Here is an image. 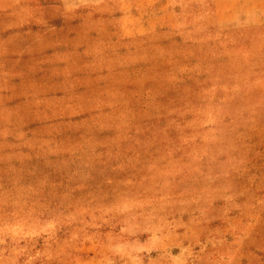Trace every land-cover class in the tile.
<instances>
[{
	"label": "rangeland",
	"instance_id": "1",
	"mask_svg": "<svg viewBox=\"0 0 264 264\" xmlns=\"http://www.w3.org/2000/svg\"><path fill=\"white\" fill-rule=\"evenodd\" d=\"M227 1L0 0V264H264V26Z\"/></svg>",
	"mask_w": 264,
	"mask_h": 264
},
{
	"label": "crops",
	"instance_id": "2",
	"mask_svg": "<svg viewBox=\"0 0 264 264\" xmlns=\"http://www.w3.org/2000/svg\"><path fill=\"white\" fill-rule=\"evenodd\" d=\"M213 2L217 7L216 0ZM227 2L229 5L226 22H229V25H232L233 21H239L238 23L243 26H264V0H228ZM249 6L250 12H247ZM235 10L241 14L235 16Z\"/></svg>",
	"mask_w": 264,
	"mask_h": 264
}]
</instances>
